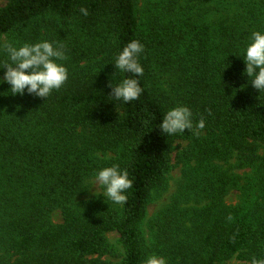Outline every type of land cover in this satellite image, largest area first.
Wrapping results in <instances>:
<instances>
[{
    "label": "trees",
    "instance_id": "16d2710c",
    "mask_svg": "<svg viewBox=\"0 0 264 264\" xmlns=\"http://www.w3.org/2000/svg\"><path fill=\"white\" fill-rule=\"evenodd\" d=\"M46 17L63 21L53 38L63 66L28 54L30 48H0V264H111L101 260L110 232L120 234L125 249L118 264H148L139 225L180 136L191 140L183 153L188 194L192 189L208 203L163 217L152 255L166 264H264V157L253 150L264 144L258 67L232 50L214 73L194 64L191 49L177 43L183 36L169 45L171 35L145 30L136 0H6L0 38L27 29L24 37L40 41ZM85 34L106 46L108 66L81 64ZM168 68L176 89L194 87L181 95L192 112L174 122L170 90L161 82ZM232 152L256 174L248 206L223 201L226 181L207 189L220 170L214 161ZM96 178L121 196V207L99 197L78 200ZM201 183L203 193L196 189ZM55 211L61 223H53Z\"/></svg>",
    "mask_w": 264,
    "mask_h": 264
},
{
    "label": "rangeland",
    "instance_id": "374dc122",
    "mask_svg": "<svg viewBox=\"0 0 264 264\" xmlns=\"http://www.w3.org/2000/svg\"><path fill=\"white\" fill-rule=\"evenodd\" d=\"M5 4L6 0H0V7ZM136 8L138 18L148 33L152 32L161 38L171 35L169 39L165 38L166 44L170 45L171 41L180 39L178 34L183 36L184 39H180L177 43L185 50L191 49L192 54L194 53L192 56L194 64L209 68L214 73L213 65L222 60L227 50H232V52H238L240 58L256 65L264 78V0H136ZM41 24L44 27V34L40 41L33 42L28 37H24L26 33H31L26 29L25 34L15 32L0 38V48L5 50L17 46L21 54L24 47L26 50L30 48L28 54L49 55L47 63L55 67L63 66L60 53L55 52L56 46L53 44L56 32L59 34L60 28L63 27V21L46 17ZM69 28L73 29V26L69 25ZM79 37L88 52V57L86 56L87 58L81 64L83 66L91 64L93 69H98L104 64L108 66L110 57L106 46L99 47L100 43L96 44L88 39L90 36L87 34ZM192 68L196 69V73L202 72V68ZM163 74L161 82L170 90V119L174 122L182 117H189L192 112L189 106L192 102H186L187 99H183L181 95L187 91L186 89L193 91L194 87H187L183 91L179 90L181 87L178 85L176 89V72L168 68ZM192 129L201 135L207 134V129L201 125H195ZM190 145L191 140L183 136L175 140L169 169L163 182L152 192L144 218L139 225L142 243L148 254L146 259L148 264H166L165 260L151 253L159 221L167 214L176 211V207L179 209L203 207L208 203L205 198V202L197 200L198 197L192 189L188 194V190L193 187L190 186L191 180L184 178L186 162L183 161V153ZM253 150H257L258 155L264 157V144H254ZM214 164L220 165V170L213 174L211 188L209 185L207 189L218 187L221 181H226L228 192L223 195V201L232 207L248 206L255 184L254 168L240 165L237 152H232L227 160L216 159ZM218 174H223L224 179H219ZM196 189L203 193L202 183ZM96 197L104 203H116L121 207V196L112 186H107L102 179L98 178L91 180L88 190L79 196L78 200L88 201ZM52 220L55 224L62 222L60 211L52 214ZM107 236L110 251L102 256L101 260L118 264L125 254L120 234L110 232ZM225 264L263 263L254 259L242 261L232 258L225 261Z\"/></svg>",
    "mask_w": 264,
    "mask_h": 264
}]
</instances>
